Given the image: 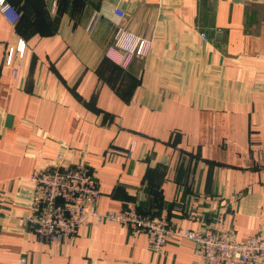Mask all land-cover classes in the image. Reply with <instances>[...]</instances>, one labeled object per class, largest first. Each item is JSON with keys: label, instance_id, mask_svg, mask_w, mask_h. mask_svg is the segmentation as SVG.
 Listing matches in <instances>:
<instances>
[{"label": "crops", "instance_id": "obj_1", "mask_svg": "<svg viewBox=\"0 0 264 264\" xmlns=\"http://www.w3.org/2000/svg\"><path fill=\"white\" fill-rule=\"evenodd\" d=\"M8 1L0 264H203L192 241L172 236L155 254L117 221L59 243L20 224L29 176L62 149L97 177L102 211L133 203L182 227L264 234V0ZM120 28L143 56L114 44Z\"/></svg>", "mask_w": 264, "mask_h": 264}, {"label": "built area", "instance_id": "obj_2", "mask_svg": "<svg viewBox=\"0 0 264 264\" xmlns=\"http://www.w3.org/2000/svg\"><path fill=\"white\" fill-rule=\"evenodd\" d=\"M10 8L14 7L8 0H0L2 12L6 13ZM117 12L125 16L122 9L117 8ZM114 44L139 56H143L147 50L144 40H136L121 28L115 34ZM24 50L25 44L21 41L16 46L20 57ZM12 51L11 48L9 62ZM18 69V66L13 69L14 77H18ZM54 167L37 169L29 176L33 190L30 211L19 219L20 224L30 229L40 240L57 243L70 241L75 238L82 224L90 220L98 223L110 220L120 222L133 235L145 232L148 245L155 254H160L169 238L176 236L194 243L203 264H264L262 233L237 239L226 229L182 227L164 217L142 212L133 203L119 211H102L97 207L101 194L99 181L84 158L71 163L66 157V150L62 149L56 156Z\"/></svg>", "mask_w": 264, "mask_h": 264}]
</instances>
